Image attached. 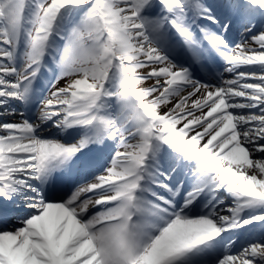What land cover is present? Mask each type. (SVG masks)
Listing matches in <instances>:
<instances>
[{
  "label": "snow or ice",
  "instance_id": "snow-or-ice-1",
  "mask_svg": "<svg viewBox=\"0 0 264 264\" xmlns=\"http://www.w3.org/2000/svg\"><path fill=\"white\" fill-rule=\"evenodd\" d=\"M0 264H264V0H0Z\"/></svg>",
  "mask_w": 264,
  "mask_h": 264
}]
</instances>
